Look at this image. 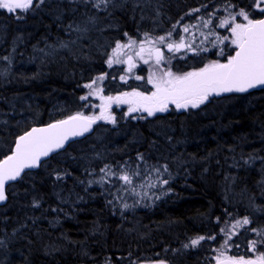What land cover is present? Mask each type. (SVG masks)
I'll return each instance as SVG.
<instances>
[{
	"label": "trees",
	"instance_id": "trees-1",
	"mask_svg": "<svg viewBox=\"0 0 264 264\" xmlns=\"http://www.w3.org/2000/svg\"><path fill=\"white\" fill-rule=\"evenodd\" d=\"M95 3L34 0L28 11L0 9V160L31 126L92 113L84 86L97 76L108 73L106 94L145 90L134 77L120 81V67L110 70L106 58L118 42L146 33L177 36L185 25L194 31L208 21L231 35L222 20L242 18L240 9L251 19L264 14L254 0ZM210 42L201 57L175 59L172 69L186 72L204 65V56L215 59L217 43ZM114 112L115 124L95 123L8 186L0 206V264H213L226 240L230 256L264 254L250 250L262 238L251 229L264 232V89L221 93L199 108L143 119L124 108ZM105 165L140 176L124 185L101 172ZM245 217L249 224L236 223ZM199 236L206 239L184 247Z\"/></svg>",
	"mask_w": 264,
	"mask_h": 264
},
{
	"label": "snow or ice",
	"instance_id": "snow-or-ice-1",
	"mask_svg": "<svg viewBox=\"0 0 264 264\" xmlns=\"http://www.w3.org/2000/svg\"><path fill=\"white\" fill-rule=\"evenodd\" d=\"M39 2L43 3V0H39ZM109 2L110 0H96L94 7L100 8L101 5L106 7ZM254 3L256 8L264 12V8H261V3H264V0H260V2L254 0ZM33 4L34 0H0V9H6L8 12H15L17 9L28 11L33 8ZM193 11L198 12L199 9ZM236 15L242 16L247 23H234L236 16L233 15L220 22L222 27L229 24L233 25L230 28L232 33L231 43L236 45L237 48L235 55L229 57L226 63L212 61L199 71L188 72L183 75H176L168 71L162 77L156 79L150 77L149 82L154 83L156 88V91L152 92L151 95L132 92L122 93L117 97H104L100 95L102 89L93 86L105 77H97L96 80L84 87L92 89L88 94L89 96L100 95V98L105 101L101 105L99 115L85 116L83 113L78 112L65 120L51 123L43 128H32L19 136L12 154L0 160V202L8 198L6 185L9 181H16L21 178L25 169L40 166L42 157H47L53 151L63 148L65 142L71 137L82 136L98 120L110 121L115 124V117L108 111L113 102L131 105L128 109L129 113L143 111L148 116H154L157 112H167L170 104L174 105L176 109L199 108L209 100L210 96H219L221 93L247 92L251 88L264 86V19H251L249 13L243 9H240ZM208 23H211V21H208ZM188 30V27L184 26L183 31L188 32ZM147 35L146 33L145 36ZM171 36L172 33L169 32L167 36H160L157 39L161 44H164ZM223 39L227 40L229 38L224 37ZM136 43L131 39L127 44L117 43L113 49V58L107 61L108 65L123 63L124 61L115 58L116 55L124 48H131ZM155 43L151 39L141 41L136 55L143 59L146 54L149 59L154 57L156 64H160L165 57L160 47H154ZM221 43H223V40ZM166 46L170 52L180 51L182 48H189V50L194 51L190 45L184 43L183 38L179 42H168ZM127 63L129 71H131L134 66L131 56L128 57ZM144 63H148V61L144 60ZM136 78L141 79V77ZM121 79L124 78L121 77ZM81 99L87 100L88 97L84 96ZM138 159L143 160V155L140 154ZM162 167L167 171V165ZM155 171L159 173L160 169L156 168ZM101 172H104L107 177L115 176L118 180H122L124 185H132L134 178L140 176V172L136 170L131 175L126 170H122L121 173L113 172L107 165L101 169ZM104 178L101 177V180L103 181ZM161 183L167 184L168 180L165 179ZM150 187H155V185L152 184ZM131 190L135 192V188ZM124 207L127 208L129 205L124 204ZM236 223L247 225L250 221L245 217L243 221L238 220ZM251 231L262 236L260 241L253 240L250 242V250L255 251L258 243L264 244V234H261L257 229H251ZM205 239L204 236H199L192 239L184 247L198 246ZM208 239H214V237H208ZM229 239H231L230 236ZM0 244H3V241H0ZM227 247L228 241L226 240L224 248L216 250L218 253L215 257L216 264H264V254L259 255L256 259H245L243 256L228 255L225 250ZM159 264H165V262L160 261Z\"/></svg>",
	"mask_w": 264,
	"mask_h": 264
},
{
	"label": "rangeland",
	"instance_id": "rangeland-1",
	"mask_svg": "<svg viewBox=\"0 0 264 264\" xmlns=\"http://www.w3.org/2000/svg\"><path fill=\"white\" fill-rule=\"evenodd\" d=\"M211 23H201L204 27H197L194 28L196 30L192 31V27H188V32H184L183 28L181 29V31L178 33V35L176 36L175 34L172 33V36L169 37L164 44H161L158 41V37H160L161 35H151V36H142L139 39L136 38H132V37H128L126 39H124L123 41H120L118 43L120 44H127L129 42V39L136 41L137 43L135 45H133L131 48H124L120 53H118L116 55V59H120L122 61H124L123 63H113L111 66H109L110 70L112 68H117L120 67L121 71H123V75H119V80L123 81V82H129L131 77H134L135 79H137L136 77H141V79H137V80H142V82H144V86L146 87V89H137V88H133L130 89L128 91H120L119 93H105L104 92V81H106V79L108 78V73L101 75L104 76L105 78L102 81H98L97 85H94L93 87L96 88H100L102 89V92L100 95H103L104 97H117L120 96L122 93H132V92H140V93H144L146 95H151L152 92L156 91L155 88V84L149 82V78L152 77L154 79L162 77L164 75V73L171 71L172 73L176 74V75H183L185 73L188 72H194V71H199L200 69L204 68L206 65H208L209 63H211L212 61H219L220 63H226L227 59L231 56L227 55L228 50L232 49V48H236V45L231 43V38H232V33L231 35H227V34H223L217 30H214L213 28V21H211ZM234 23H247V21H245L243 19V17L240 19H237V21H235ZM221 25V24H220ZM231 27L233 26L232 24H229ZM186 26V25H185ZM215 27V26H214ZM230 27V28H231ZM211 28V29H210ZM229 28V32L230 31ZM225 29V28H223ZM227 30V29H226ZM198 31V32H195ZM197 33H201L202 35H205V39L204 40H198L196 39V35H198ZM211 34V37H213L212 39H207V36H209ZM162 36H167V34H163ZM224 37H228L229 39L224 40ZM181 38H183V41L185 44L190 45L191 49L193 50H189V48H182L180 51H169L167 49V43L168 42H179L181 40ZM147 39H151L153 41H155V45L154 47H160L163 51V55H164V60L161 61L160 64H156L155 62V58H151L149 59V57L145 54L144 58L141 59L139 56L136 55V53L139 51V43L143 40H147ZM223 40V43H221V41ZM209 41H211L210 43H217L216 45V50H215V59L214 58H210L209 56H204V60L206 59L207 61L204 63V65H202L201 67H198V69L192 68L187 70L186 72H181V71H174V69H172V63L175 61V59H182L185 58L187 55H192L194 57H201L200 53L202 51H205L207 49V51H209L210 49H212V44L207 48L206 44L209 43ZM224 46L227 48L226 51H224ZM116 46H114L113 48H111L112 50L109 52L106 60L108 61V59L113 58V49ZM131 56L132 57V61H133V67L131 68V71H129V65L127 63V59L128 57ZM203 58V57H202ZM144 60H147L148 63H144ZM143 69L144 70V75L143 74H139L137 72H139V70ZM100 77V76H97ZM97 77H95L94 80L97 79ZM121 77H123L124 79H121ZM110 78L113 79L114 76L110 75ZM91 83V82H90ZM148 86V88H147ZM87 95L89 94V92L92 91V89H88L87 88ZM100 95H91L89 96L90 98H92L94 100V103L91 105L93 112L88 114L87 116H94V115H99L101 112V105H103L105 103V101H103L100 98ZM211 97V96H210ZM131 105L129 104H124V103H118V102H113L111 103L110 108L108 109V111L110 112V114L112 116H114L115 114V110H119L121 108H124L125 113L127 116L129 117H134V118H146V117H153V116H148V114L146 112L143 111H138V112H133V113H129L128 109ZM169 110H177L175 108L174 105H169ZM178 110H185V109H178ZM187 110V109H186ZM157 113H162V112H157ZM97 122H108L105 120H98ZM264 234V232H263ZM256 248H260L261 250H264V244H259L257 245ZM254 257H258V256H254ZM145 264H159V262H149V263H145ZM166 264V263H165Z\"/></svg>",
	"mask_w": 264,
	"mask_h": 264
},
{
	"label": "water",
	"instance_id": "water-1",
	"mask_svg": "<svg viewBox=\"0 0 264 264\" xmlns=\"http://www.w3.org/2000/svg\"><path fill=\"white\" fill-rule=\"evenodd\" d=\"M258 19H264V14H263V16H262L261 18H258ZM236 50H237V48H236ZM236 50L234 51L233 56L235 55ZM263 89H264V86H257V87H254V88L249 89L247 92H251V91H255V90H263ZM234 93H236V94H245L246 92H231V93H224V94H234ZM74 115H75V114H74ZM85 116H86V115H85ZM67 118H68V117H66V118H62V120H65V119H67ZM57 121H60V120H57ZM57 121H53V122H51V123H55V122H57ZM51 123H49V124H51ZM49 124L33 125V126H31L30 128H28V130L25 131V132L30 131L32 128H43V127H47V125H49ZM93 125H94V124H92V126H93ZM92 126H91V127H92ZM25 132H24V133H25ZM88 132H90V130H89ZM88 132H85L82 136L71 137L67 142H65L63 148H61V149H57V150L53 151V152L50 153L49 156H47V157H42V158H41L40 165H41V163H42L43 161L48 160L49 158H51L52 155H54V154H56V153H58V152L63 151L64 149H66L71 143L75 142V140H77V139H79V138L85 136ZM24 133L20 134L19 136L23 135ZM19 136L16 137V139H15V141H14V143H13L14 146H13L11 152H10L9 154H7L6 156L11 155L12 152L15 150V143H16V141L18 140ZM4 158H5V157H4ZM4 158H3V159H4ZM3 159H1V160H3ZM36 168H39V166L36 167ZM36 168H31V169H36ZM31 169H25V172L22 173V175L25 174L26 172H29V170H31ZM22 175H21V176H22ZM18 180H19V178H18L16 181H9L8 184L6 185V195H7V197H8V191H7L8 186L11 185V184H13V183H15V182H17ZM7 200H8V198H7L5 201L0 202V206H4V205H6V204H7V203H6ZM256 258H257V257H253V258H250V259H256ZM213 264H216V262H214Z\"/></svg>",
	"mask_w": 264,
	"mask_h": 264
}]
</instances>
